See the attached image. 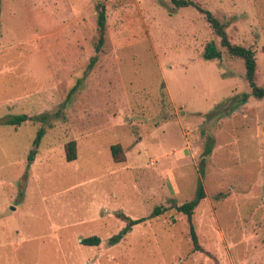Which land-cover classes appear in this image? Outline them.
<instances>
[{"label": "rangeland", "instance_id": "obj_1", "mask_svg": "<svg viewBox=\"0 0 264 264\" xmlns=\"http://www.w3.org/2000/svg\"><path fill=\"white\" fill-rule=\"evenodd\" d=\"M194 1L256 49L263 86L264 0ZM102 5L107 41L89 68ZM213 41L222 57L207 59ZM220 41L171 0H0V264H264V98ZM19 114L34 119L3 123ZM201 183L205 251L175 207ZM120 213L146 220L111 242Z\"/></svg>", "mask_w": 264, "mask_h": 264}, {"label": "trees", "instance_id": "obj_2", "mask_svg": "<svg viewBox=\"0 0 264 264\" xmlns=\"http://www.w3.org/2000/svg\"><path fill=\"white\" fill-rule=\"evenodd\" d=\"M172 3L177 7H185V6H195L197 7L201 13L205 14L207 20L211 23L214 32L220 37L221 45L227 49L228 54L231 57L238 58L243 60L245 65V77L249 83V86L252 90V95L256 98H264V85H259L256 82V76L258 71V62H257V52L256 49L250 46H245L242 44H237L231 41L230 36L227 32V25L221 21L214 13L210 10L204 8L201 3H198L194 0H171ZM97 31L98 34L96 36V40L94 42L96 55L93 56L90 60L89 68L92 67L99 58V54L103 51L104 46L107 41V34H108V27H107V12L104 5L99 6L98 14H97ZM205 58L207 59H214V58H221L222 51L219 49L217 44L213 42H209L206 46ZM80 84V81L77 85L72 88L74 91ZM247 98V94L245 95ZM41 121L46 122L49 117L47 115H43L39 117ZM34 119L27 114H19L12 117H9L5 120V124H12V125H19L27 120ZM44 135V129L41 127L37 131L36 138L33 142V148L30 151V159L32 160L33 157L37 153V148L41 142V139ZM211 146L209 145L207 148V154L211 151ZM113 158L117 162H122L126 160L125 152L121 144H114L111 147ZM65 152H66V159L68 161H73L78 158V145L76 140H70L65 145ZM207 197L206 189L204 184H200L197 192L196 198L184 202L180 205H175L176 209L187 215L190 225V234L191 238L194 243V249L197 251H205L199 243L198 234L196 232V228L193 221V215L195 213L196 208L201 203V201ZM167 209L163 206H157L153 211V216H158L163 214ZM123 220L128 222V226L122 231V233L115 235L111 238V242H116L121 239L128 231L131 230V226L141 223L146 219H132L131 217L120 213L118 215ZM82 243L86 245H99L101 243V238L97 235L90 236L81 240Z\"/></svg>", "mask_w": 264, "mask_h": 264}]
</instances>
